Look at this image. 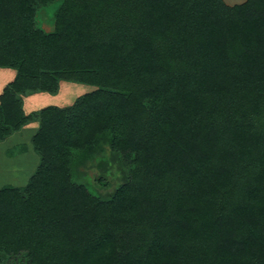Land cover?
Instances as JSON below:
<instances>
[{"label":"trees","instance_id":"trees-1","mask_svg":"<svg viewBox=\"0 0 264 264\" xmlns=\"http://www.w3.org/2000/svg\"><path fill=\"white\" fill-rule=\"evenodd\" d=\"M0 67V141L36 121L39 156L0 187V264H264V0H0ZM60 80L96 88L24 111ZM107 146L100 197L75 169Z\"/></svg>","mask_w":264,"mask_h":264},{"label":"rangeland","instance_id":"rangeland-1","mask_svg":"<svg viewBox=\"0 0 264 264\" xmlns=\"http://www.w3.org/2000/svg\"><path fill=\"white\" fill-rule=\"evenodd\" d=\"M56 5L57 2L41 6L35 12L37 25L45 31H50L53 28V12ZM3 79H0V87L7 81V79L5 81ZM95 88L96 86L87 83L60 80L58 91L54 94L38 91L23 95V109L26 113H29L47 105L66 106L71 104L76 97ZM24 99L26 100L28 112L24 108ZM34 125V130L32 126L24 125L18 130L20 131L18 136L0 141V187L5 184L24 186L35 170L39 156L33 150L31 137L36 132L38 123L35 122ZM118 159L119 156L113 153L108 146L103 151L97 150L89 158L78 162L74 179L78 182H84L88 189L96 195L108 197L126 178L123 172L124 169L128 168L127 163L122 159L120 161ZM21 258V256H17L10 259V261H14L13 264H26L24 259ZM20 259L22 262H20Z\"/></svg>","mask_w":264,"mask_h":264},{"label":"crops","instance_id":"crops-1","mask_svg":"<svg viewBox=\"0 0 264 264\" xmlns=\"http://www.w3.org/2000/svg\"><path fill=\"white\" fill-rule=\"evenodd\" d=\"M227 4H234V3H239V2H242V1H244V0H240L239 2H235V1H238V0H224ZM229 1V2H228ZM8 68V69H7ZM0 70H1V73H0V79L2 80L3 78V80L5 81V79H7V81L9 82V81H11L13 78H14V76H15V69H12V68H9V67H0ZM4 72V73H3ZM3 76V78H1ZM13 77V78H12ZM12 78V79H11ZM0 80V81H1ZM7 81H5V83L3 84V82H2V86L0 87V93L2 92V89H3V87L6 85V82ZM7 82V83H8ZM24 108H26L25 110H27V112L29 111L28 110V108H27V106H26V100L24 99ZM28 107H30V106H28ZM35 122L36 121H33V122H30V123H28V124H26V126H32L33 127V130H34V127H35ZM26 128V127H25ZM26 130V129H25ZM20 131H16V132H14V134H12L11 136H9V137H7V139L8 138H12V137H16V136H18V133H19Z\"/></svg>","mask_w":264,"mask_h":264}]
</instances>
